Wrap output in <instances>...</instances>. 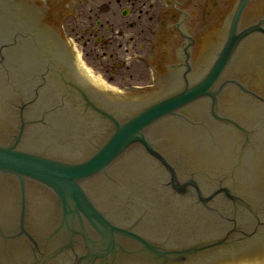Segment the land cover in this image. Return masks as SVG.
Returning <instances> with one entry per match:
<instances>
[{
  "label": "flooded vegetation",
  "instance_id": "1",
  "mask_svg": "<svg viewBox=\"0 0 264 264\" xmlns=\"http://www.w3.org/2000/svg\"><path fill=\"white\" fill-rule=\"evenodd\" d=\"M4 6L25 28L48 39L58 34L66 39L82 63L72 54L50 53L53 43L41 39L46 48L35 58L39 77L47 70L57 77L52 72L36 87L15 90L18 101L6 106V145L83 161L116 130L115 122L122 125L147 108L200 88L230 36L248 29L204 95L183 101L141 134L178 170L179 180L195 175L201 187L207 169H264V0H5ZM60 72L67 85L58 84ZM26 93L32 98L20 102ZM232 123L243 126L255 142L249 146L258 149L241 150L246 135ZM64 128L67 133L58 134ZM209 143L214 152H208ZM145 159L147 170L163 172V185L166 168L141 142L105 169L144 174ZM84 187L100 206L90 183Z\"/></svg>",
  "mask_w": 264,
  "mask_h": 264
},
{
  "label": "water",
  "instance_id": "2",
  "mask_svg": "<svg viewBox=\"0 0 264 264\" xmlns=\"http://www.w3.org/2000/svg\"><path fill=\"white\" fill-rule=\"evenodd\" d=\"M1 10L2 9L0 7V44L1 40L5 37L8 39L9 42L6 41L7 47L3 49V52H1L0 48V60L2 61V63H0V100H6L7 106L9 101H18L19 94L15 90H24L26 89L25 87L28 85H31L32 87L35 86L34 82L36 79H38L40 70V65L35 61V58L36 54H39L41 46L38 44H34L32 46L29 45V48L27 47V49L23 45V43H25V41L29 38L27 36H24L26 29H23L22 31V28L13 27L10 23L11 21L8 19V13H6L5 26L2 17L4 16V14ZM10 17H13V15H10ZM86 75H88L89 78L93 81L98 82V84H101L99 80L91 77L89 73H87ZM1 87L6 88V95L5 92L1 90ZM30 95L31 94L29 93L28 96ZM171 102L172 101L165 105H159L147 109L135 118L128 121V123H126L120 130H118L109 138V140L104 144V146L100 149L97 154H95L93 157H91L85 162L72 165L65 162H58L27 153L0 148V170H5L35 178L54 188L58 192H61L62 189L65 187L63 185L71 186L73 188V192L77 194V192H75L76 188L74 185V180L76 177L83 176L87 173L92 172L95 169H101L104 165L107 164L109 160H111L122 149H124L128 144H130L134 140V132L138 126H140L144 122L152 121L159 115L170 111L172 108ZM1 112L2 110L0 109V133L3 130H6L5 119L3 120ZM63 132L67 133L65 128L58 130V134ZM209 151H215L214 146L210 145V143L208 145V152ZM172 153L173 151L171 153L169 152L170 155ZM123 160L124 159L119 162L118 167H121V163L123 162ZM136 163H138L139 165V162L135 158L134 165H136ZM143 166V168H145L143 169L145 178H151L150 174H148L149 171L146 169V159L144 160ZM113 170L115 169H112V171ZM112 173L116 181H103L101 183L100 188H98V197L102 199L104 198L102 200V206L105 207L109 211V213L114 217V214L116 212L122 211L120 209V200L118 198V193L122 194V187L129 185H133L136 187V185H139L142 186L143 191H145L146 184L139 182L140 178L138 177L137 179L136 176L125 175L124 178L127 179L124 180L122 177H120L119 169L118 172ZM218 186H220L218 182H215L211 186V188L208 189V191H210L211 189H215ZM148 195L151 196L150 193ZM75 210L90 211L88 215H86L87 218L91 221L93 227L97 231V228H99L103 232V234H112L113 231L127 233L123 230L113 227L112 225H110V223H108V221L101 217L100 220L102 223L100 222V225L102 227L95 224L94 220L91 217V207H82L76 205ZM161 210L164 209L156 208V212L152 215V219L150 222H154L157 220L159 221L161 226H164L166 228H168V225L166 223L172 221L175 222L173 235L178 241L175 240L176 242L174 243L195 242L198 238H200V234H204V236L210 237L217 236L226 227V221L220 220V216L216 211H208V209L206 208H202V210H197L193 207L184 214H182V211L177 212L171 216L170 221L167 220V216H163V214L160 212ZM108 227L110 229H107ZM263 244L264 239L260 237L253 239L252 245H254V247H258L260 245L261 247L259 248L264 249ZM108 252L109 251H107V253ZM259 257L260 259L258 261L264 262V255L258 256V258ZM222 258L223 259H221L219 262H216L214 260L210 263L205 264H229L223 263L227 256ZM238 264L249 263H247V261H242Z\"/></svg>",
  "mask_w": 264,
  "mask_h": 264
},
{
  "label": "bare ground",
  "instance_id": "3",
  "mask_svg": "<svg viewBox=\"0 0 264 264\" xmlns=\"http://www.w3.org/2000/svg\"><path fill=\"white\" fill-rule=\"evenodd\" d=\"M93 78L99 80L100 82L102 81L99 77H93Z\"/></svg>",
  "mask_w": 264,
  "mask_h": 264
}]
</instances>
